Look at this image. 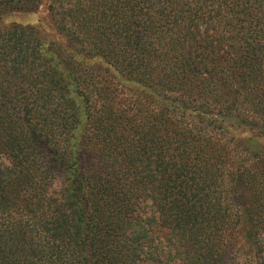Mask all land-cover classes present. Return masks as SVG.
<instances>
[{
    "label": "trees",
    "instance_id": "1",
    "mask_svg": "<svg viewBox=\"0 0 264 264\" xmlns=\"http://www.w3.org/2000/svg\"><path fill=\"white\" fill-rule=\"evenodd\" d=\"M0 264H264V0H0Z\"/></svg>",
    "mask_w": 264,
    "mask_h": 264
},
{
    "label": "rangeland",
    "instance_id": "2",
    "mask_svg": "<svg viewBox=\"0 0 264 264\" xmlns=\"http://www.w3.org/2000/svg\"><path fill=\"white\" fill-rule=\"evenodd\" d=\"M11 3H13V1ZM42 4L37 9L33 10V12L11 14L4 20V26L11 23L24 26H35L47 40L64 47L65 38L63 34L56 31V21L58 18L52 23L49 19V14L46 12L45 6Z\"/></svg>",
    "mask_w": 264,
    "mask_h": 264
}]
</instances>
